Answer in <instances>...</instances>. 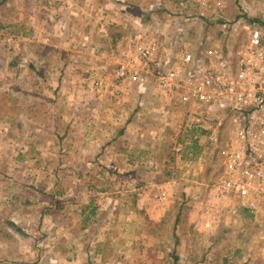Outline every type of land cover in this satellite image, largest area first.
<instances>
[{
    "label": "rangeland",
    "instance_id": "rangeland-1",
    "mask_svg": "<svg viewBox=\"0 0 264 264\" xmlns=\"http://www.w3.org/2000/svg\"><path fill=\"white\" fill-rule=\"evenodd\" d=\"M241 11L0 0V227L19 243L0 264H264V218L213 196L232 126L210 140L156 77L181 48L241 42L222 26Z\"/></svg>",
    "mask_w": 264,
    "mask_h": 264
},
{
    "label": "built area",
    "instance_id": "built-area-1",
    "mask_svg": "<svg viewBox=\"0 0 264 264\" xmlns=\"http://www.w3.org/2000/svg\"><path fill=\"white\" fill-rule=\"evenodd\" d=\"M252 4L256 13L244 11L233 23L222 24L241 28V42L200 45L195 52L181 48L158 65L156 77L177 103L196 106L193 124L204 128L210 140L218 141L221 128L232 126L235 143L215 184L214 199L264 218V0ZM155 53L153 45L142 56L152 60Z\"/></svg>",
    "mask_w": 264,
    "mask_h": 264
},
{
    "label": "crops",
    "instance_id": "crops-1",
    "mask_svg": "<svg viewBox=\"0 0 264 264\" xmlns=\"http://www.w3.org/2000/svg\"><path fill=\"white\" fill-rule=\"evenodd\" d=\"M219 6L223 8V2H221ZM255 7L256 6L252 4V0H240V9L242 11L239 15L244 14L246 11L250 14L256 13ZM16 230L17 225L14 221H8L7 227H0V246L3 247L4 251H7L8 254L11 255L14 250H19V243L16 239Z\"/></svg>",
    "mask_w": 264,
    "mask_h": 264
},
{
    "label": "trees",
    "instance_id": "trees-1",
    "mask_svg": "<svg viewBox=\"0 0 264 264\" xmlns=\"http://www.w3.org/2000/svg\"><path fill=\"white\" fill-rule=\"evenodd\" d=\"M94 211H92V213H93Z\"/></svg>",
    "mask_w": 264,
    "mask_h": 264
}]
</instances>
